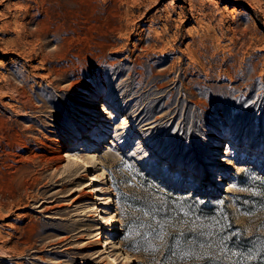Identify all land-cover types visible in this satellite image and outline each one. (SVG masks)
<instances>
[{
  "label": "rangeland",
  "instance_id": "374dc122",
  "mask_svg": "<svg viewBox=\"0 0 264 264\" xmlns=\"http://www.w3.org/2000/svg\"><path fill=\"white\" fill-rule=\"evenodd\" d=\"M0 118V264H264V0H0Z\"/></svg>",
  "mask_w": 264,
  "mask_h": 264
},
{
  "label": "bare ground",
  "instance_id": "6f19581e",
  "mask_svg": "<svg viewBox=\"0 0 264 264\" xmlns=\"http://www.w3.org/2000/svg\"><path fill=\"white\" fill-rule=\"evenodd\" d=\"M233 8V7H232ZM96 98V97H95ZM98 103V102H97ZM107 106H111V103L109 101L103 100V102H99L97 105V111H104V108H106ZM126 119V118H125ZM3 122V119L0 118V123ZM93 122H87L86 124H83L81 126L82 130H88L91 129ZM32 126L29 127H25V129H23L22 131H18V135H19V143L18 146H20L19 150L21 151L20 154V164L16 165V173H18V175H20V179L23 180L24 179V183L22 188H29L32 184V182H30L29 184H27L26 182L29 181V175H30V171L31 168L35 165H40L42 167H53L55 170H59L61 169V162L64 160V157L67 155L64 152L61 151L62 148H66L68 146H70V144L74 143V137H77V135L70 137L66 142H64L61 146H57L56 144L53 143V141L48 140L47 138L42 137L41 134H38V136H30L27 132L28 131H32ZM86 134V133H85ZM85 138H87V135H85ZM232 142L231 139H228V146H230V143ZM221 155V154H220ZM76 158L77 161H75L76 166L78 167H85L86 169L90 168V163L94 162V161H98V156L94 153H88L86 155V157H83L79 154H76ZM217 158H219V156H216ZM221 162V161H220ZM217 165V164H216ZM215 165V166H216ZM220 166H222V162L219 164ZM64 171H66L69 174V169L68 168H64ZM100 170L102 172H104V170L102 169V167L100 168ZM89 180L95 181V178L90 174L88 175ZM108 190V192L110 191V187L106 188ZM96 191H98L97 187L92 185L87 191V195L89 196V198H93L94 200L98 201V195L96 194ZM4 194H7L9 196H14V190H8L7 192H3ZM108 201L106 202H101L99 203V205L97 206V203L94 201L93 207H95L96 205V210L97 211H101L102 207L100 205H104L108 204V203H112L113 204V199H111V195H108ZM48 208V207H46ZM12 208H3L0 210V214L1 213H9L11 214ZM97 223L99 224H103L106 225L107 224V228H110L108 230V232H117L118 231V225L116 223V216L115 214H113V212H111V214H109V217H106L104 214H98V219H97ZM109 223V224H108ZM32 225H27L26 226V230L27 231H31L32 230ZM99 237H96L95 239V243L92 245V248H96L99 247V245L102 243V238L104 237V234L99 233L98 234ZM97 235V236H98ZM24 242H28L30 236L29 235H24ZM105 247L107 248V244L105 245ZM26 250L22 251L25 252ZM20 253V252H19ZM23 255L20 254L19 256ZM8 256H14L12 254L8 255ZM10 264H16L15 262H11ZM113 264H119L117 261H115V259H113Z\"/></svg>",
  "mask_w": 264,
  "mask_h": 264
}]
</instances>
